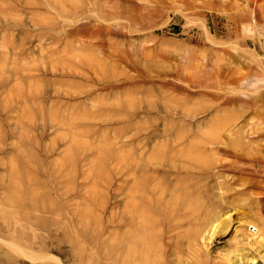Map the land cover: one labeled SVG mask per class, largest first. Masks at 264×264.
<instances>
[{"label": "rangeland", "instance_id": "1", "mask_svg": "<svg viewBox=\"0 0 264 264\" xmlns=\"http://www.w3.org/2000/svg\"><path fill=\"white\" fill-rule=\"evenodd\" d=\"M0 264H264V0H0Z\"/></svg>", "mask_w": 264, "mask_h": 264}]
</instances>
